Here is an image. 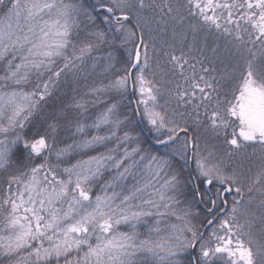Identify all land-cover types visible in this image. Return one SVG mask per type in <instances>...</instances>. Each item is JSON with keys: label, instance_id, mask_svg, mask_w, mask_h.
Segmentation results:
<instances>
[{"label": "snow or ice", "instance_id": "1", "mask_svg": "<svg viewBox=\"0 0 264 264\" xmlns=\"http://www.w3.org/2000/svg\"><path fill=\"white\" fill-rule=\"evenodd\" d=\"M0 264H264V0H0Z\"/></svg>", "mask_w": 264, "mask_h": 264}, {"label": "trees", "instance_id": "2", "mask_svg": "<svg viewBox=\"0 0 264 264\" xmlns=\"http://www.w3.org/2000/svg\"><path fill=\"white\" fill-rule=\"evenodd\" d=\"M187 23H188V21H185V24L183 25V27H186L187 26ZM220 44H221V48H222V50H223V48H224V46H225V41L223 40V39H221L220 40ZM122 53L121 52H118L117 53V55L119 56V55H121ZM177 54H179V53H177ZM91 63V61H89V64ZM118 67H119V65H117ZM83 83V82H82ZM129 99H131L132 100V106L134 107V101H135V97H130ZM51 103H53V104H55V103H57V101L55 100V99H53V101L51 102ZM128 103H129V101L126 99L125 101H124V104L125 105H128ZM61 135H64L63 133H61ZM66 142H68V143H70L71 141L70 140H68V141H66ZM146 147L148 146V145H145ZM151 147H152V150L153 151H156V150H158V146H155L154 144L153 145H151ZM228 147L229 146H227V145H223V149L224 150H227L228 149ZM247 152H248V154L250 155L251 154V152H252V149H251V147H249L248 148V150H247ZM90 154H94V153H90ZM77 157H75V156H73V157H71L70 159H71V162H75V159H76ZM246 163H247V161H246ZM254 171H255V169H253ZM201 187H203L202 185H201ZM97 191L99 190V189H96ZM233 194V193H232ZM245 194V197H247V195H246V192L244 193ZM229 199V198H228ZM237 199H240V197H237ZM229 202L231 203V201L229 200ZM197 207H202L201 205H196ZM122 231H126L127 229L126 228H122L121 229Z\"/></svg>", "mask_w": 264, "mask_h": 264}, {"label": "rangeland", "instance_id": "3", "mask_svg": "<svg viewBox=\"0 0 264 264\" xmlns=\"http://www.w3.org/2000/svg\"><path fill=\"white\" fill-rule=\"evenodd\" d=\"M234 195H236L234 192H233V194H231L228 198H229V200L231 201V199H232V196H234ZM245 195V194H244ZM246 195H247V193H246Z\"/></svg>", "mask_w": 264, "mask_h": 264}, {"label": "flooded vegetation", "instance_id": "4", "mask_svg": "<svg viewBox=\"0 0 264 264\" xmlns=\"http://www.w3.org/2000/svg\"><path fill=\"white\" fill-rule=\"evenodd\" d=\"M230 195H231V194H230ZM230 195H229V196H230ZM229 196H228V197H229Z\"/></svg>", "mask_w": 264, "mask_h": 264}]
</instances>
